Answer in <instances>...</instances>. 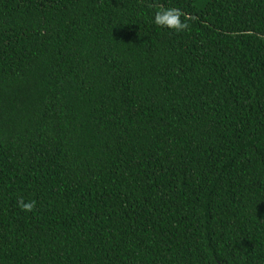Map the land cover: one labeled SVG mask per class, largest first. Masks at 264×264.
Segmentation results:
<instances>
[{"label": "trees", "instance_id": "1", "mask_svg": "<svg viewBox=\"0 0 264 264\" xmlns=\"http://www.w3.org/2000/svg\"><path fill=\"white\" fill-rule=\"evenodd\" d=\"M0 264H264V0H0Z\"/></svg>", "mask_w": 264, "mask_h": 264}, {"label": "clouds", "instance_id": "2", "mask_svg": "<svg viewBox=\"0 0 264 264\" xmlns=\"http://www.w3.org/2000/svg\"><path fill=\"white\" fill-rule=\"evenodd\" d=\"M182 12L178 8H166L157 11L154 14V24L165 29L175 30L177 32L184 31L188 28V24L181 20ZM20 206L24 211H32L35 207L34 202L25 203L23 200Z\"/></svg>", "mask_w": 264, "mask_h": 264}]
</instances>
